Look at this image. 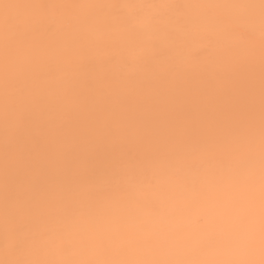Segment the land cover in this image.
I'll list each match as a JSON object with an SVG mask.
<instances>
[{
  "label": "bare ground",
  "instance_id": "bare-ground-1",
  "mask_svg": "<svg viewBox=\"0 0 264 264\" xmlns=\"http://www.w3.org/2000/svg\"><path fill=\"white\" fill-rule=\"evenodd\" d=\"M0 3L44 6L12 10L7 71L0 23V261L33 234L53 238L41 259L264 261L258 217L250 246L229 247L223 223L249 150L258 196L261 0ZM97 228L109 244L64 255L62 238Z\"/></svg>",
  "mask_w": 264,
  "mask_h": 264
},
{
  "label": "snow or ice",
  "instance_id": "snow-or-ice-1",
  "mask_svg": "<svg viewBox=\"0 0 264 264\" xmlns=\"http://www.w3.org/2000/svg\"><path fill=\"white\" fill-rule=\"evenodd\" d=\"M32 7H44L36 5L8 4L0 3L3 9V15L0 17L5 32V61L7 71V61L9 55L8 36L12 31H19L21 27L20 18L12 14L13 9H24ZM60 7H110L104 5L92 6H76L63 5ZM166 7H187V6H166ZM197 7L215 8V7H232V8H248L253 5H201ZM261 17L260 26L261 34L264 37V0L260 3ZM30 18H25L24 23H29ZM7 86V77H6ZM9 115V107L5 103V120L7 122ZM16 118L25 121V114L21 111L17 113ZM251 143V137H249ZM237 179L233 183L231 193L228 194L229 204L225 210L224 226L227 228L226 243L229 247L250 246L255 238L256 222L258 217L259 238L261 253L264 255V122L261 125L260 132V150H259V186L257 196L256 185V160L254 153L249 150L245 154H241L237 158ZM243 177L241 179L240 177ZM6 191H7V172H6ZM154 216H161V210L154 208L152 210ZM7 238V233H6ZM13 244L11 251L17 254L18 258L0 261V264H94L93 261L86 259H41L42 254H46L49 250V244L53 243V238L47 234L37 236L35 234L15 235L12 237ZM110 241L104 236L102 229L97 228L93 234L87 238L74 237L68 235L60 240V247L65 256H72L74 248L77 244L80 247H88L89 245L105 246ZM26 249L31 250L34 258H23ZM112 264H191V262L178 260H136V261H119ZM200 264H249L246 261L219 260L200 262ZM264 264V261L261 262Z\"/></svg>",
  "mask_w": 264,
  "mask_h": 264
}]
</instances>
